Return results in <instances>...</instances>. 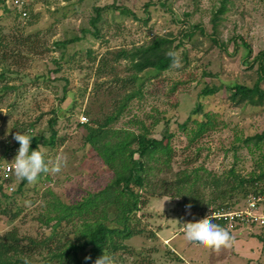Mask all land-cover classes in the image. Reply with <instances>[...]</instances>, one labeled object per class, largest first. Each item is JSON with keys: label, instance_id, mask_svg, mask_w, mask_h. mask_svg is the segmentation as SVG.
I'll return each mask as SVG.
<instances>
[{"label": "rangeland", "instance_id": "obj_1", "mask_svg": "<svg viewBox=\"0 0 264 264\" xmlns=\"http://www.w3.org/2000/svg\"><path fill=\"white\" fill-rule=\"evenodd\" d=\"M220 1L25 0L24 18L17 9L4 11L0 3V157L6 153L13 161L19 148L13 139L17 132L48 138L55 114L56 143L39 149L46 151L48 161L66 158L59 173L41 174L35 184L25 181L12 199L0 196V234L16 230L22 239L42 240L54 230L63 241L73 238L71 225L54 228L51 220L47 228V219L56 215L53 206L74 205L113 178L84 141L87 130L80 118L85 116L84 124L95 127L115 116L126 97L136 93L110 128L154 139L168 134L170 156L167 165H162L161 155L148 162V186L140 191L146 205L137 214L142 233L125 242L129 251L116 255L114 264H264V230L259 227L229 230L220 225L233 237L232 246L220 251L189 243L183 235L184 223L208 216L221 202L209 205L210 200L222 191L229 210L245 205L247 197L229 196L232 177L216 187L213 176L226 181L230 171L247 178L264 169V140L258 145L244 142L264 132V104L235 105L224 90L199 98L207 84L253 85L257 65L250 68L249 63L264 51V0H227L217 25L224 47L197 30L176 52L179 67L161 73L146 70L133 80L129 62L114 60L116 52L146 46L156 37L177 41L187 25H199L210 35ZM236 36L242 40L234 45ZM69 40L74 41L65 48L56 45ZM198 100L203 110L196 118L204 120L202 114H208L210 125L192 139L193 124L184 130L180 125ZM183 178L188 183L175 197L172 189ZM20 182L15 176L9 186L15 191ZM193 194L200 203L186 210ZM45 256L46 250L34 251L29 264H42Z\"/></svg>", "mask_w": 264, "mask_h": 264}, {"label": "trees", "instance_id": "obj_2", "mask_svg": "<svg viewBox=\"0 0 264 264\" xmlns=\"http://www.w3.org/2000/svg\"><path fill=\"white\" fill-rule=\"evenodd\" d=\"M3 2L4 0H0L1 6ZM226 2L227 0H221L219 7L212 15V32L210 35H206L199 25L193 27L187 25L181 33V38L177 41L169 37H156L146 46L116 52L114 60H127L134 72L132 79L136 80L138 74L146 70L161 73L171 69L173 62L166 53L168 51L177 52L185 40L190 39L197 30L204 37H209L214 45L223 48L224 44L220 43L217 37V25L221 16L227 11ZM2 7L4 11L8 10L4 6ZM116 10L122 14L129 13L124 8H116ZM98 16L97 10V16L92 20L93 25ZM237 40L242 39L240 36L232 38L234 45H236ZM73 41L59 42L56 45L65 48L68 43ZM243 45L248 49L247 54L250 56L252 53L250 47L245 42ZM255 65H257V77L252 86L237 83L219 86L207 84L200 91L199 98L215 95L224 90L228 94V99L235 105L262 106L264 104V89L262 87L264 84V51H260L249 63L250 68ZM135 95L137 94L128 95L116 115L107 117L103 123H97L95 127L83 124L87 130L84 141L93 147L103 164L112 171L113 178L107 185L88 194L74 205L54 204L53 209L56 211V215L47 219V228L50 227L51 220L54 222L52 224L54 228L62 224L71 225L73 238L63 241L60 234L57 236L58 233L53 230L50 235L42 240L22 239L16 230L7 231L0 234V264H29L30 256L37 250H46L42 264H95V261L103 253L114 259L119 253L129 251L125 242L142 233L137 227V214L141 207L146 205L140 191L146 190L148 186V172L151 170L148 162L152 161L156 155H161L164 156L162 165H167L170 156L169 139L171 137L168 134H163L161 139H154L145 134H135L128 130L110 128L124 110L127 102ZM66 99L67 96L64 94L61 101L64 102ZM202 110L203 105L198 100L195 109L180 125V128L184 130L189 123L193 124L192 139L199 137L209 128L210 117L208 114H202L204 120L198 121L196 118L198 114L202 113ZM56 125L57 116L54 114L49 120L48 138H33L30 150L39 149V146L53 148L57 138ZM189 130L192 131V128L190 127ZM263 140L264 132L247 137L244 142L258 145ZM136 155L137 158H135ZM3 160H6V153L0 157V161ZM259 169L258 173L253 171L247 178L234 175V172L230 171L231 175L226 178V181L213 176L211 182L217 187L225 184V182L228 183L232 177L234 183L232 180L233 185L230 186L229 196L232 193L245 198L250 194L264 196V169L261 167ZM178 181V185L172 189L175 197L181 195L186 183H188V180L184 178ZM24 184L25 181H21L16 190L11 193H7L0 187V196L5 199H12L13 196L21 193ZM193 196L190 197L187 204H191V207L195 208L199 205L200 199L196 194ZM215 200L221 202L213 210L230 208L226 202L225 191L220 192L216 198L210 200L209 205ZM4 213L2 211L3 215ZM218 225L223 224L220 222ZM259 229L264 230V228ZM85 257H89V259H85Z\"/></svg>", "mask_w": 264, "mask_h": 264}, {"label": "clouds", "instance_id": "obj_3", "mask_svg": "<svg viewBox=\"0 0 264 264\" xmlns=\"http://www.w3.org/2000/svg\"><path fill=\"white\" fill-rule=\"evenodd\" d=\"M166 55L172 59L173 66H180L178 53L168 51ZM13 139L19 144L17 153L12 161V170L18 180L35 184L41 174L59 173L62 167L66 165V158L64 157H57L55 161H48L46 160V151L38 148L30 150L33 139L30 135L17 132L13 135ZM185 207L186 210H190L191 204ZM213 219V216H205L199 221L184 223L183 235L185 240L213 251L230 248L233 237L227 229L213 223ZM85 259H89V257H85ZM95 264H114V259L103 253L95 261Z\"/></svg>", "mask_w": 264, "mask_h": 264}, {"label": "built area", "instance_id": "obj_4", "mask_svg": "<svg viewBox=\"0 0 264 264\" xmlns=\"http://www.w3.org/2000/svg\"><path fill=\"white\" fill-rule=\"evenodd\" d=\"M25 0H4L2 6L8 9H17L21 18L27 17L24 11ZM87 121L85 116H81L80 123ZM15 177L12 170V160L0 161V187L4 191L12 192L13 188L9 182ZM208 216H213L214 222L222 223L231 230L237 226H247L250 228H264V200L261 195L250 194L245 200V205L240 209H219L212 210Z\"/></svg>", "mask_w": 264, "mask_h": 264}]
</instances>
